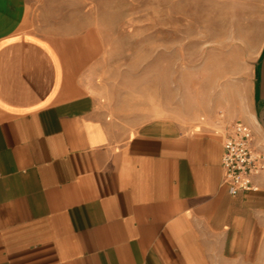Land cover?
I'll list each match as a JSON object with an SVG mask.
<instances>
[{
  "label": "crops",
  "instance_id": "1",
  "mask_svg": "<svg viewBox=\"0 0 264 264\" xmlns=\"http://www.w3.org/2000/svg\"><path fill=\"white\" fill-rule=\"evenodd\" d=\"M138 3L0 0V264H264V169L232 194L222 167L234 121L264 155V0L247 1L250 109L200 112L219 131L141 118L160 114L142 69L167 83L176 63L166 29L148 48L117 38Z\"/></svg>",
  "mask_w": 264,
  "mask_h": 264
},
{
  "label": "rangeland",
  "instance_id": "2",
  "mask_svg": "<svg viewBox=\"0 0 264 264\" xmlns=\"http://www.w3.org/2000/svg\"><path fill=\"white\" fill-rule=\"evenodd\" d=\"M134 1L139 3L129 5V13H135L129 14L133 17H129V23L138 31L133 37L117 38L125 40L127 45L139 39V43L143 42L148 48L157 38L152 30L155 27L166 29L161 30L159 36L162 60L169 59L171 45L170 57L176 63L167 83L155 80L152 68L142 69L145 78L140 95L145 99L146 108L152 110L156 106L154 111L160 113L141 117L143 120L176 115L185 118L188 112L197 115L196 125L204 124L219 131L220 127L206 123L208 115L200 112L216 111L219 118L224 116L225 108L231 111L234 104L240 112L250 109L249 80L256 53L247 50L248 0H224L219 35L213 34L217 20L208 18L216 15V0Z\"/></svg>",
  "mask_w": 264,
  "mask_h": 264
},
{
  "label": "built area",
  "instance_id": "3",
  "mask_svg": "<svg viewBox=\"0 0 264 264\" xmlns=\"http://www.w3.org/2000/svg\"><path fill=\"white\" fill-rule=\"evenodd\" d=\"M252 138V131L240 121L224 131L223 179L232 194L254 189L251 177L264 169V155L253 150Z\"/></svg>",
  "mask_w": 264,
  "mask_h": 264
},
{
  "label": "water",
  "instance_id": "4",
  "mask_svg": "<svg viewBox=\"0 0 264 264\" xmlns=\"http://www.w3.org/2000/svg\"><path fill=\"white\" fill-rule=\"evenodd\" d=\"M263 56H264V48H263L262 53L260 55V60L263 58ZM259 96H260V94H259L258 85H256V90H255V102H256V105L258 104V102L260 100ZM258 112H259V109H258Z\"/></svg>",
  "mask_w": 264,
  "mask_h": 264
}]
</instances>
